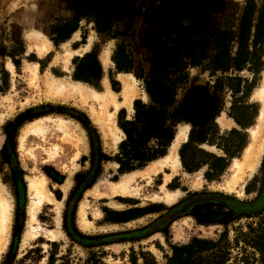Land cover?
Masks as SVG:
<instances>
[{
	"label": "rangeland",
	"instance_id": "374dc122",
	"mask_svg": "<svg viewBox=\"0 0 264 264\" xmlns=\"http://www.w3.org/2000/svg\"><path fill=\"white\" fill-rule=\"evenodd\" d=\"M250 1L255 5L254 27L262 0H0V183L11 195L13 204L9 243L0 251V264H47L51 251L55 253V264L65 255L73 264H83L91 258L102 264H143L148 255L156 264H167L172 248L190 245L194 239L215 242L223 235L228 245L225 264H245L244 259L259 264V252L244 240L264 229V121L255 139L251 135L262 109L256 93L264 76V44L258 74L245 68L240 72H217L211 77V71L206 68L215 54L218 32L227 33L230 55L236 54V35ZM31 31L50 43L43 58L36 54L26 36ZM66 45L73 54L78 53L71 56L68 64L63 61ZM109 51L107 64L101 57ZM85 55L91 56L92 69H97L96 63L100 65L103 87L101 82L95 88L72 79L73 62ZM115 58L125 70H117ZM8 62L13 67L11 71L7 68ZM194 63L199 65L192 66ZM33 64L41 79L49 75L84 84L101 95L111 92L120 104L123 103L120 78L129 77L136 86L133 85L135 93L140 94L132 99V112L120 107L125 109L121 117L127 121L134 117V101L153 104L144 84V79L153 72L170 73L176 71L175 65L184 66L186 79L174 85L177 101L197 86L209 85L212 92L216 77L236 76L241 79V89L250 87L247 96L239 100L250 107L244 114L246 126H239L232 117L235 98L242 94L234 97L224 89L215 131L217 137H227L236 130L240 136L233 141L228 138L230 145L241 139L245 147L239 156L231 159L214 145L197 144L194 146L197 150L226 161L205 158L206 164L190 171L192 161L201 156L187 150L181 158V149L192 130L190 123L181 122L175 126V132L185 123L188 130L191 128L176 151L180 160L177 175L171 176L169 168L157 175H147L146 169L152 162L141 169L119 173V165L113 161L119 144L125 139L117 124L119 112L115 124L122 133L119 132L121 139L116 149H109L105 147L99 126L92 121L91 110L96 116L100 110L94 100L79 105L78 97L67 101L49 99L41 85L36 101L32 77L27 71V66ZM108 112H113L112 106ZM58 116L79 126L85 147L69 142L62 131L48 124L43 135L26 136L20 148L18 135L26 123ZM94 125L102 138L95 161L92 145L98 144L99 136ZM258 144L263 145L262 153L253 175H246L232 190H226V180L234 174L233 161L243 163L249 146L257 148ZM169 148L161 158L168 156ZM165 175L171 176L166 183ZM196 175H201L200 182H194ZM33 176L45 179L54 204H43L36 216L37 222L33 223V232L23 244L29 204L25 178ZM129 176L132 177L128 185L131 192L107 196L114 183ZM67 180L70 185L64 191ZM164 192L174 195L175 201L166 202ZM81 202L85 205L88 227L77 223ZM210 211L230 217L225 223L205 222ZM108 218L113 222H107ZM57 219L62 236L50 241L44 234L57 228ZM36 249L39 253H29Z\"/></svg>",
	"mask_w": 264,
	"mask_h": 264
},
{
	"label": "trees",
	"instance_id": "16d2710c",
	"mask_svg": "<svg viewBox=\"0 0 264 264\" xmlns=\"http://www.w3.org/2000/svg\"><path fill=\"white\" fill-rule=\"evenodd\" d=\"M255 5L252 1L248 2L239 27L237 39V51L234 56L230 55L228 42L225 37L227 33L218 32L215 40V54L206 66L211 71V77L218 72L226 74L229 71L240 72L245 68L258 74L262 67L261 54L264 44V0L258 10V17L253 27L252 17ZM253 27V30H252ZM234 37V36H233ZM233 38L230 41H234ZM250 47V49H249ZM91 56L85 55L82 59H76L72 79L87 83L95 88L99 86L102 78L101 67L96 63L97 69L91 68ZM117 70L123 71L120 63L114 59ZM90 64V65H89ZM194 63L192 66H198ZM176 71L153 72L144 79L145 89L150 95L153 104L144 105L140 101H134V117L132 120H125L121 116L123 110L118 113V127L122 130L125 139L118 146V154L113 159L119 167V173L131 172L141 169L147 164L166 155V151L173 141L175 126L177 123L186 122L192 125V130L187 143L181 149L183 152L192 150L199 154L201 158L192 161L194 165L188 170H195L202 164H206L205 158L214 159V162H225L224 158L209 156L202 150H197V144L208 143L221 149L228 158L239 156L245 147L244 140L234 141L230 145V140L240 136L239 132L232 130L227 137H217L215 131V118L222 110V92L228 89L235 97L242 94V97L235 98L232 106V117L235 122L245 127V113L250 109L242 105L239 100H243L249 93V85L241 89V79L238 77L221 76L216 77L212 92L209 85L204 87L197 86L189 90L181 101L175 100V86L186 79L183 65H175ZM127 71V70H126ZM173 76V79L170 77ZM178 103V105H175ZM229 140L226 141V140ZM226 141V142H225ZM184 160V159H183ZM183 166L187 169L185 162ZM219 211V210H218ZM230 216L216 214L210 211L206 216L205 222L225 223ZM107 222H113L107 219ZM255 232V231H253ZM246 245H250L260 254L259 264H264V229L253 238L244 240ZM55 247L56 245L53 244ZM227 241L224 235L215 242L203 240H193L190 245L176 246L172 248L171 257L167 258V264H225L227 261ZM38 251V252H37ZM39 253V250L29 251V253ZM28 253V254H29ZM204 254V255H203ZM59 264H73L68 255L61 256ZM245 264H251L244 259ZM55 253L50 252L47 264H55ZM83 264H102L99 260L91 258ZM143 264H156L152 257H144Z\"/></svg>",
	"mask_w": 264,
	"mask_h": 264
},
{
	"label": "bare ground",
	"instance_id": "6f19581e",
	"mask_svg": "<svg viewBox=\"0 0 264 264\" xmlns=\"http://www.w3.org/2000/svg\"><path fill=\"white\" fill-rule=\"evenodd\" d=\"M26 36L29 42L31 43V47L36 50L39 56L43 57L48 47L50 46L49 41L46 38L42 37L37 32H33V31L28 33V35ZM68 46L69 45L64 46L66 48V55L63 58V61L66 64L69 63L71 56L78 54L77 52L73 54L71 51H69ZM109 55H110V51L102 53L101 58L104 63L107 64L109 63ZM27 67H28L27 71L30 74V77H32L31 84L35 89V95H38L40 94L38 90L39 76L36 70V65L35 64L28 65ZM7 68L10 71L13 69L12 65L9 62ZM120 79L122 81L121 83H123L122 84L123 91L121 92V97L123 99L122 100L123 103L121 101L122 104L116 101L117 97L113 95V93L111 92H110L111 94L107 92L106 95L104 94L101 95L84 84L67 82L64 79H56L49 75L43 77V86L47 91L46 95L49 97V99H60V100L66 99L64 101H67L69 99L78 97L79 105H83L87 103L88 100H94L95 103H97V105L99 106L100 110L98 116H96L93 113L95 111L91 110L93 114L92 121L99 126V129L103 136L105 147L109 149H116L121 139L120 136L121 131L116 127L115 124L116 113L118 112L120 107H124L126 108V110H128V112H132V103H131L132 99L134 95L140 94V93L137 94L135 93L134 91L135 85L131 83L132 81L129 79V77L123 76V78L121 77ZM256 97L262 103V109L257 119L258 125H256L254 129H252L251 131L252 132L251 135L254 139L258 133L257 132L258 128H260L261 123L264 121V76L261 87L257 90ZM111 106L113 107L112 113L108 112V109ZM48 124L54 125L60 131H62L65 136V139H67L69 142H73V143L75 142V144H82L85 147V137L79 126L72 120L58 116V117L40 118L31 123H26L20 129L18 135L20 148L22 147L24 138L26 136H28L31 133H34L39 136L43 135L47 130ZM186 133H187V127H185L184 125L178 127V133L176 134L172 144L170 145L168 156L161 158L159 161H156L155 163L149 165V167L146 169L148 171L147 175H149V173L156 174L158 171H161L163 166H169L173 173L178 171L180 162H179V158L176 155V151L180 143L185 141ZM262 146H260L259 144L257 148H254L253 145L249 146V148L245 152L246 155L243 163H239L236 160L233 161V165L231 168L232 170H234V174L231 175L226 180V184H225L226 190H232L234 186L238 185L242 181L243 177H245L246 175L248 177H251L253 175L256 167L258 166L259 157L261 156L262 153ZM77 157L78 155L75 158ZM95 157L97 158V156ZM122 178L123 179L121 181L113 184V186L110 189V193L107 194V196L111 197V196L122 195L124 193L131 192L128 189V185L131 182L132 177L129 176ZM170 178L171 176H165V183L168 182ZM200 179H201V175H196L194 182H200ZM25 180L27 182L26 185H27V191L29 197V204L26 212L27 225H25L26 229L23 235V241H22L23 244L31 236L34 230L32 227L33 223L37 222L36 216L39 214L43 204L45 203L54 204V200L52 199L51 194H49L46 189V181L42 176L27 177L25 178ZM69 185H70L69 180L65 181L63 190L67 191ZM10 196L11 195L5 191V189L2 187L0 183V251L5 249V247L9 243V233H10V227L12 226L11 224H12V208H13L12 199ZM164 200L166 202H170V201L174 202L175 196L164 192ZM80 204L81 205L79 206L77 211V219H78L77 223L82 227H88L89 223L86 221V215L84 211L85 205L82 202ZM56 222L58 224L56 226L57 228L55 230L45 231L44 234L45 237H47L50 241H57L62 236V233L59 230L60 227L59 219H57Z\"/></svg>",
	"mask_w": 264,
	"mask_h": 264
},
{
	"label": "crops",
	"instance_id": "0c3cea01",
	"mask_svg": "<svg viewBox=\"0 0 264 264\" xmlns=\"http://www.w3.org/2000/svg\"><path fill=\"white\" fill-rule=\"evenodd\" d=\"M35 50V49H34ZM48 50H49V47H48V49H47V51H46V53H45V55L48 53ZM36 51V50H35ZM36 54H37V52H36ZM38 55V54H37ZM44 55V56H45ZM39 56V55H38ZM43 56V57H44ZM40 58H43V57H41V56H39ZM36 70H37V66H36ZM123 74H125V73H123ZM102 79H103V77L101 78V80H100V82L102 81ZM108 79V78H107ZM67 81V80H66ZM109 81V80H108ZM68 82V81H67ZM41 85L43 86V79H41L40 77H39V81H38V90H40L41 89ZM101 86H102V82H101ZM103 87V86H102ZM43 88L45 89V87L43 86ZM40 92V91H39ZM45 93H47V91H46V89H45V91H44ZM38 98H39V94L37 95V99L36 100H38ZM120 109V108H119ZM120 110H125V109H120ZM120 110H118V112L120 111ZM226 118H228V117H226ZM229 119V118H228ZM232 120V119H231ZM233 121V120H232ZM234 122V121H233ZM184 125V124H183ZM185 127H188V125H186V123H185V125H184ZM95 129H96V131H97V133H98V136H99V138L97 139V142H98V147H99V143H101V141H102V138H101V134H100V132H99V129L97 128V126L96 125H94L93 126ZM191 128V127H190ZM190 128H189V130H190ZM189 130H188V128H187V131L189 132ZM178 133V130L175 132V135H174V138H175V136H176V134ZM187 134L188 133H186V136H187ZM174 140V139H173ZM100 141V142H99ZM185 142V141H184ZM183 144V143H182ZM91 146V145H90ZM98 151V150H97ZM156 162V161H155ZM155 162H152L151 164H153V163H155ZM179 162H180V160H179ZM151 164H149V165H151ZM113 166H115V165H113ZM112 166V167H113ZM170 169L171 170V168L169 167V166H163L162 167V169H161V171H158L156 174H152V173H149V175H157V174H159V173H162L163 171H164V169ZM179 169V168H178ZM177 173H178V171L177 172H175V173H173L172 171H171V176H174V175H177ZM165 176H170V175H165Z\"/></svg>",
	"mask_w": 264,
	"mask_h": 264
},
{
	"label": "flooded vegetation",
	"instance_id": "af4514ba",
	"mask_svg": "<svg viewBox=\"0 0 264 264\" xmlns=\"http://www.w3.org/2000/svg\"><path fill=\"white\" fill-rule=\"evenodd\" d=\"M181 123V122H180ZM180 123H177V124H180ZM174 139V138H173ZM171 145V144H170ZM170 147V146H169ZM98 146L97 145H92V156H93V160H97V158L95 156H97L98 154Z\"/></svg>",
	"mask_w": 264,
	"mask_h": 264
},
{
	"label": "water",
	"instance_id": "95a60500",
	"mask_svg": "<svg viewBox=\"0 0 264 264\" xmlns=\"http://www.w3.org/2000/svg\"><path fill=\"white\" fill-rule=\"evenodd\" d=\"M234 205V207H236V208H238V209H244L242 206H239V205H237V204H233Z\"/></svg>",
	"mask_w": 264,
	"mask_h": 264
}]
</instances>
